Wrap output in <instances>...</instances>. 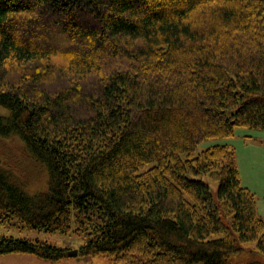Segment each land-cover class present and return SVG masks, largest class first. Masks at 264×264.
<instances>
[{
    "label": "trees",
    "instance_id": "trees-1",
    "mask_svg": "<svg viewBox=\"0 0 264 264\" xmlns=\"http://www.w3.org/2000/svg\"><path fill=\"white\" fill-rule=\"evenodd\" d=\"M0 106V135L46 174L30 191L0 164V211L21 227L68 232L73 215L78 254L110 264H231L247 241L264 253L234 150L196 151L264 130V0H0ZM68 250L0 235V255Z\"/></svg>",
    "mask_w": 264,
    "mask_h": 264
},
{
    "label": "rangeland",
    "instance_id": "rangeland-1",
    "mask_svg": "<svg viewBox=\"0 0 264 264\" xmlns=\"http://www.w3.org/2000/svg\"><path fill=\"white\" fill-rule=\"evenodd\" d=\"M8 114V110L0 106V117ZM216 143L227 144L234 150L241 184L248 187L255 194L257 212L264 218V130L238 126L235 128L233 136L207 139L197 147L196 151ZM0 164L9 168L16 180L25 185L28 190L45 188L46 174L43 167L30 156L17 137L0 135ZM192 177L203 180L208 185L213 198H216L217 181L210 179L206 174ZM70 226L71 229L68 232L21 227L14 216L5 217L0 211V235L45 240L67 248L69 251L77 250L85 241L84 234L74 231L75 218L73 215ZM242 248L238 252L229 254L231 264H245L251 260L264 262V253L256 250L254 241L243 242ZM110 261L111 256L107 254L67 255L55 261L46 260L29 253L0 255V264H110Z\"/></svg>",
    "mask_w": 264,
    "mask_h": 264
},
{
    "label": "water",
    "instance_id": "water-1",
    "mask_svg": "<svg viewBox=\"0 0 264 264\" xmlns=\"http://www.w3.org/2000/svg\"><path fill=\"white\" fill-rule=\"evenodd\" d=\"M77 253H78L77 250H71V251H68V252H67V255H69V256H76Z\"/></svg>",
    "mask_w": 264,
    "mask_h": 264
},
{
    "label": "crops",
    "instance_id": "crops-1",
    "mask_svg": "<svg viewBox=\"0 0 264 264\" xmlns=\"http://www.w3.org/2000/svg\"><path fill=\"white\" fill-rule=\"evenodd\" d=\"M261 216V215H260ZM262 217V216H261ZM263 218V217H262Z\"/></svg>",
    "mask_w": 264,
    "mask_h": 264
}]
</instances>
